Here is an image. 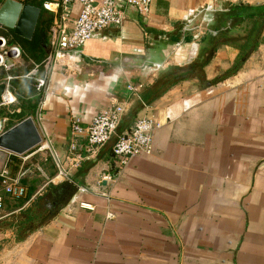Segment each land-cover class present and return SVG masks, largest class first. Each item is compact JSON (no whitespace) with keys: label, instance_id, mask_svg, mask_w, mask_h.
Returning a JSON list of instances; mask_svg holds the SVG:
<instances>
[{"label":"crops","instance_id":"1","mask_svg":"<svg viewBox=\"0 0 264 264\" xmlns=\"http://www.w3.org/2000/svg\"><path fill=\"white\" fill-rule=\"evenodd\" d=\"M240 5L264 0H153L146 17L126 7L120 28L55 70L28 116L50 146L24 166L31 198L20 207L26 198L5 194L0 180V264H264V43L254 52L222 45L204 79L182 81L150 105L141 96L163 71L195 62ZM80 12L74 3L72 19ZM249 24L230 36L242 37ZM118 104L126 108L124 132L140 117L160 124L153 154L128 168L113 142L92 156L86 135L73 130ZM17 105L1 118L19 113ZM70 155L80 166H65L69 179L50 184L55 159ZM7 161L17 175L21 158L0 148V168ZM33 202L50 221L18 242L8 225Z\"/></svg>","mask_w":264,"mask_h":264},{"label":"built area","instance_id":"2","mask_svg":"<svg viewBox=\"0 0 264 264\" xmlns=\"http://www.w3.org/2000/svg\"><path fill=\"white\" fill-rule=\"evenodd\" d=\"M7 0H0V9ZM22 2L21 0H15ZM153 0H47L43 3V10L53 15V21L49 29V53L45 59L36 64L32 62L33 68L26 77L35 79L36 92L44 95L50 83L51 77L59 66L74 61L76 54L88 43L95 39L108 28H120L126 18V7L135 8L141 15L147 16L151 11ZM81 5L78 18L72 19V5ZM0 25V68L7 76L4 79V89L0 95V110L10 108L17 102L11 81L13 77L9 74L14 65L23 57V49L20 44L14 42L10 45L11 38ZM198 37V35L196 36ZM9 62L12 65H9ZM126 108L118 104L110 107L92 118L91 123L82 128L78 124L73 126L76 133L86 135V150L92 156L113 142V154L119 159L123 168H128L132 160L138 156L149 157L153 154V134L160 124L152 118L140 117L135 120L130 131L120 133ZM8 118L0 116V136L6 131L5 126ZM50 149L49 143L42 137V143L35 149L24 155H15L9 151L11 156L21 158L22 165L17 175H13L7 161L0 168V180L5 194L16 199L27 198L28 188L23 184L24 166L33 156L42 154ZM74 150V147H73ZM74 152H71L73 155ZM68 156L63 163L55 159L57 174L50 180V184H56L62 180H68V169L80 166L81 158ZM111 180L110 175L104 177ZM80 191H85L80 188ZM3 200L0 198V214L3 212Z\"/></svg>","mask_w":264,"mask_h":264},{"label":"trees","instance_id":"3","mask_svg":"<svg viewBox=\"0 0 264 264\" xmlns=\"http://www.w3.org/2000/svg\"><path fill=\"white\" fill-rule=\"evenodd\" d=\"M24 4H30L42 9V15L39 19L38 26L36 28L34 37L31 41L24 40L17 35L14 31L9 30L15 40L23 46V58L32 62L40 64L46 57V52L49 47V29L53 21V17L46 16L45 10H43V3L47 0H21ZM224 25L226 30L219 32L214 36L207 46L201 51L199 58L192 64L186 67H172L166 71H163L155 83L142 92V100L144 104L150 105L160 97L165 95L178 83L188 79H204V68L210 63L215 56L217 50L222 45H231L236 47L240 52H254L258 47L264 43V5L261 6H234L229 8L228 13L224 15ZM249 22V29L246 30V34L242 37L233 38L230 36V30L237 25ZM11 42V41H10ZM15 42V41H14ZM11 44V43H10ZM245 55H241L234 67L230 71H237L242 65V59ZM33 68V64H32ZM18 67H13L10 71V75L13 77L11 84L14 90L18 108L20 112L14 114L8 119L5 129L8 130L11 127L22 122L26 117L33 116L36 112L39 102V95L35 88V79L33 77H26V75L32 70H25L20 72ZM7 74L5 72L3 79L0 80V95L4 89ZM223 79L220 78L216 81ZM142 107V106H141ZM136 109L137 111L141 108ZM135 116H132V120ZM16 119V122H12L10 119ZM129 128V127H128ZM125 129V128H124ZM124 132L120 127V133ZM52 160V159H51ZM55 167V165H53ZM31 194L22 201V207L29 199ZM17 218V219H15ZM14 220L17 222H11L8 226L16 229V240L18 242L25 240L30 233L35 229L43 226L50 221V218L43 217L40 206L37 202H33L31 206L24 209ZM7 221V220H5ZM6 223V222H5ZM1 224V222H0Z\"/></svg>","mask_w":264,"mask_h":264},{"label":"water","instance_id":"4","mask_svg":"<svg viewBox=\"0 0 264 264\" xmlns=\"http://www.w3.org/2000/svg\"><path fill=\"white\" fill-rule=\"evenodd\" d=\"M42 9L15 0H7L0 9V25L14 31L18 37L31 41ZM9 65H12L9 62ZM42 143V135L33 117L6 130L0 136V148L15 155H24Z\"/></svg>","mask_w":264,"mask_h":264},{"label":"rangeland","instance_id":"5","mask_svg":"<svg viewBox=\"0 0 264 264\" xmlns=\"http://www.w3.org/2000/svg\"><path fill=\"white\" fill-rule=\"evenodd\" d=\"M46 14V16L48 17V16H50L49 14H47V13H45ZM1 33L3 34H5V35H8L10 38H11V44L12 43H14V41L16 42V43H18L16 40H15V38H14V36H13V34L9 31V29H5V32H3L2 30H1ZM10 44V45H11ZM19 44V43H18ZM21 46V45H20ZM21 47H23V46H21ZM16 67H18V69L17 70H19L20 72H24L25 70H31L32 69V64H31V62L28 60V59H26V58H21L17 63H16ZM4 74H5V71L3 70V69H1L0 68V80L1 79H3L2 77H4ZM13 107V106H12ZM6 111V110H5ZM48 153L51 155V153L48 151ZM23 201V200H22ZM8 210H9V207L7 208Z\"/></svg>","mask_w":264,"mask_h":264}]
</instances>
